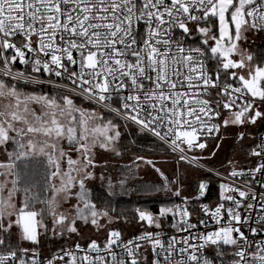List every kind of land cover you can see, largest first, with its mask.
<instances>
[{
	"label": "snow or ice",
	"instance_id": "obj_1",
	"mask_svg": "<svg viewBox=\"0 0 264 264\" xmlns=\"http://www.w3.org/2000/svg\"><path fill=\"white\" fill-rule=\"evenodd\" d=\"M249 33H264V0H0V151L6 157L0 160V264H215L226 255L229 264H264V240L254 243L243 230L264 233V181L257 178L264 176V138L250 152L259 163L247 173H229L249 182L220 184L221 201L231 206L202 205L219 226L215 230L192 231L197 223L185 197L158 213L136 208V220L146 227L126 239L108 227L118 217L98 209L86 186L94 178L90 169L98 166L96 149L121 155L120 125L96 108L78 106L72 96L24 91L20 82L45 81L13 71L19 62L33 73L66 78L73 88L53 86L183 154L185 146H207L200 136L219 132L221 124L212 121L221 110L228 113L225 127L264 120V61L251 64L253 56L241 48ZM194 37L199 44L189 45ZM37 165L44 172L42 186L31 181ZM206 189L199 183V196ZM257 204V219L250 223L245 213ZM78 222L104 230L105 239L73 241L42 260L41 237H82Z\"/></svg>",
	"mask_w": 264,
	"mask_h": 264
},
{
	"label": "trees",
	"instance_id": "obj_2",
	"mask_svg": "<svg viewBox=\"0 0 264 264\" xmlns=\"http://www.w3.org/2000/svg\"><path fill=\"white\" fill-rule=\"evenodd\" d=\"M252 54L255 63H261V61H264L263 46H254L252 49ZM210 67H214V64H210ZM19 87L27 92L40 91L42 93H47L49 95H57L58 93L59 95H61L62 93H64L62 91L52 90L45 87H39L31 84H24L23 82L19 83ZM220 121H222V111H221ZM258 125H259V129H258L259 132L261 128H263V125L260 122L258 123ZM221 130H222V126L220 127L219 135L208 141L213 140L214 142H216L217 145L224 142L223 138H226V141L228 139L233 138L229 136L222 137L224 135L221 134ZM120 131H121V137L119 140L118 147L121 152V155L117 156L114 153H112L109 159L108 158L104 160L100 159V161L96 160L98 166L95 169H90L91 171L94 172V178L86 181V186L90 191V198L96 204L97 208L101 210H108L111 216L118 217V219H116V222L118 224V229H121V232L123 233V236L125 238H131L140 234L143 231V229L140 230L137 229L138 227H140V223L136 220L135 209L136 208L147 209L153 213H158V210L161 207H165V206L171 207L175 205L173 191L178 185H180L176 178L177 169L179 168L178 165L179 163H185L187 165L190 164L176 157L162 144H160L158 141H156L155 139H153L152 137H150L149 135L143 132H140L132 127L130 128L124 127L123 124L120 127ZM239 137L240 136H234L231 142H235L237 139L239 140ZM255 142L254 144L246 148V152H247L246 158L249 157L250 159L248 161L249 165L253 163V156L250 155V152L251 149L254 147ZM222 146L223 143L221 144V146H219V148ZM201 151L202 149H197L195 154L206 164L210 165L213 168L220 169L223 171H227L231 169V168L229 169L217 168L215 162L209 164L208 159L204 158L203 156L201 157L199 155ZM217 152L221 153V151H217ZM137 157H143L144 160H137ZM5 158L6 157L3 154V152L0 151V160H4ZM166 158H173L172 160L175 161L177 164L175 163V165L174 164L170 165L169 168L166 167L168 171L163 172V176L161 175L162 172L159 171L157 173L155 180L148 181L142 177L141 173L138 170L139 164L145 163V160H151L153 164H149V165L158 168L157 166L164 163ZM197 172L201 174V178H199L198 180L195 179V182L193 183V192L198 187L200 181L204 178L203 176L204 174L202 171L197 169ZM30 176L32 182L36 183L38 186L43 185L44 172L43 169H41L38 165L30 170ZM164 177H167L168 181L171 182L168 184V188L171 189L170 191L165 190L166 181ZM212 184H213L212 191H214V193L216 194L215 183L212 182ZM33 190L36 191L38 189H33ZM41 195L43 196L45 194L41 192ZM36 207L37 208L42 207V205L37 204ZM143 226L146 227V225ZM124 229L126 230L128 229V231L124 232ZM168 229H170L168 227V223H165L164 230H168ZM125 233L127 235H125ZM104 238L105 236L102 238H93V239H104Z\"/></svg>",
	"mask_w": 264,
	"mask_h": 264
},
{
	"label": "rangeland",
	"instance_id": "obj_3",
	"mask_svg": "<svg viewBox=\"0 0 264 264\" xmlns=\"http://www.w3.org/2000/svg\"><path fill=\"white\" fill-rule=\"evenodd\" d=\"M249 39L247 41H242L241 42V48L243 50H246V52L248 54H252V49L254 46H263L264 47V36L262 34H257V33H249L248 34ZM196 44H199V40L196 39ZM233 59H239L238 56H233ZM251 64L255 65L257 63H255V60L253 58V61L251 62ZM263 66V65H261ZM235 71L238 72H242L243 74L247 75V69H237ZM37 93H41L40 91ZM61 95H69L72 96L75 103L83 108L86 109H92V108H96L95 106L91 105L90 103H87L86 101H84L81 98L75 97L73 95L67 94V93H62ZM96 110L98 112H102L99 109L96 108ZM235 110V109H234ZM264 110V109H262ZM224 114L227 116L228 113L227 111L223 110ZM103 113V112H102ZM105 119H111L113 121V123L120 125V127L123 126L124 127H132L129 124H125L123 123L121 120L112 117L110 115H107L104 113ZM262 123V120H258L256 124H251V123H245L242 125H228L227 127H225L223 133L225 134V137L229 136V137H234L238 134L241 133H246L245 138L242 142H240L238 139L235 142H231L232 139H228L226 141V138H223V146L219 148V146H221V144H217L216 142H214L213 140L211 141H201L199 140V142H204L206 143V147L204 149H202V151L199 153V155L206 159L209 160V164L212 162H215L216 167L217 168H240V167H244L246 165H249L248 161L250 160L249 157L246 158L247 152H246V148L249 147L250 145L254 144L255 139L257 137V132L259 129V125L258 123ZM134 128V127H132ZM136 129V128H134ZM137 130V129H136ZM223 135V134H222ZM224 137V136H223ZM217 146V149H216ZM200 149V148H199ZM222 149V150H220ZM217 151H221L217 152ZM241 152V153H240ZM243 152V153H242ZM246 152V153H245ZM213 153H215L213 155ZM112 155V152H108V151H104L102 149H96V155H95V160H99L100 159H106V158H110ZM73 158H76V155L73 154ZM173 158H166L165 162L162 163L161 165H158L157 167L160 169V171L166 172L168 171L166 169L170 167V165H175V161L172 160ZM207 160V161H208ZM231 161V163H229ZM251 162V161H250ZM177 164V163H176ZM251 164V163H250ZM178 169H177V180L178 183L180 185H178L174 190L178 189L180 190L183 194L185 195H189L193 192V183L195 182V179L198 180L199 178H201V174L199 172H197V169H195L193 166L191 165H187L185 163H179L178 165ZM157 168H155L152 165L146 164V163H141L138 166V170L141 173L142 177L146 180H155L156 176H157ZM163 170V171H162ZM197 176V178H196ZM197 184V182H196ZM76 201L73 200L71 201V203H75ZM65 207H67V205H65ZM40 208V207H38ZM103 222V221H102ZM47 223L49 224V227H51V220L50 218L47 219ZM79 223V227L80 230L82 232V237H78L75 236V234H73V237L71 240L67 239V238H59V237H55L53 238L51 233H48V235L46 237L42 236L41 240L42 243L39 246V251L42 255L44 254H48L51 253L57 249H60L62 247H65L67 245L73 244V241H79V242H85L87 240L93 239V238H102L106 235L104 230H100L97 231L96 229L92 228L90 225H85L82 222H78ZM140 223V222H139ZM108 227L110 228H117L118 229V224L116 222V220L114 221L113 224L109 225ZM145 226H142V224L140 223V227H138L137 229H143L144 230ZM130 229V228H128ZM128 229H124V232H127ZM121 230V229H119ZM123 234V233H122ZM125 235H127L125 233ZM15 237H13V242H15ZM24 246L26 247H31V245L28 244V242H24Z\"/></svg>",
	"mask_w": 264,
	"mask_h": 264
},
{
	"label": "built area",
	"instance_id": "obj_4",
	"mask_svg": "<svg viewBox=\"0 0 264 264\" xmlns=\"http://www.w3.org/2000/svg\"><path fill=\"white\" fill-rule=\"evenodd\" d=\"M258 34H264V33H258ZM198 35V34H197ZM196 39L197 38H191L187 40V43L189 45H198L196 44ZM13 71H23L26 75H32V76H38L39 79L45 81V83L42 84H31V85H35V86H39V87H45L48 89H52V90H58V91H62L64 93L73 95V93L67 91V89H62V88H55L53 85H67L68 88H73L74 85L71 84V82L66 79V78H60V77H56L54 75L49 76L46 73H33L31 70V65H23L20 64L19 62H17L14 66H13ZM51 80L53 83H47V81ZM75 97L81 98L84 101H86L87 103H90L89 101H87L86 99L80 97V96H76L73 95ZM91 105L95 106L97 109H99L100 111H102L103 113L110 115L112 117H115L123 122H125L124 120H122L120 117L116 116L113 113H108L105 112L102 108H99L97 105L90 103ZM115 106V105H114ZM221 117V116H220ZM220 117L215 118L212 123H217L220 124ZM126 123V122H125ZM127 124L131 125L132 127L136 128L138 131H140L139 127L135 124H132L130 122H128ZM262 125L263 128H261V130L258 132L257 137H256V142L254 147H256V145H258L261 142V139L264 138V120H262ZM141 132V131H140ZM147 135H149L150 137H152L153 139H155L156 141H158L160 144H162L165 148H167L171 153H173L176 157H178L179 159H181V155H184L187 157V159H181L182 161L192 165L193 167H195L196 169L200 170L203 172V176L204 178L200 181L203 183L207 184V189L206 192L203 196H199L198 193V187L194 190V192H192L189 195H184L181 191V195L179 197L173 195L174 199H175V204H182L183 203V198H188V204L187 207L189 209V211L192 213V217H191V222L192 223H197V228L192 230L194 233H206V232H210L215 230L217 227H219L214 220L210 219L208 215H206L203 211H202V205H207L209 207L210 210H214L215 207L220 204V203H224L225 207H229L231 206V202L230 201H221L220 198V184L221 183H228V184H232L233 186H242L245 182H249V178L247 176H243V177H237V178H231L229 176V173L231 172V169L227 170V171H223L220 169H216L211 167L210 165L206 164L203 160H201L199 157H197V155L195 154V152L197 151V149H199L198 147L193 148L191 150H188L187 147L185 146V152L182 154L179 151H173L170 143H165L161 140H159L157 137L151 135L150 133L147 132H143ZM220 133V130L218 133H213L211 135L208 134H204L200 136V140L201 141H208L210 139H213L215 137H217ZM253 147V148H254ZM195 157L196 159L193 160L192 158ZM259 163V158L258 157H253V163L251 165L248 166H244V167H240V168H235L237 171H244L245 173H247V171L251 168H254L257 164ZM257 178L259 180L264 181V176H261L260 174H257ZM213 180V181H212ZM212 182L215 183V189H216V194L214 193V191H212ZM256 190L259 191V185L257 184L256 186ZM177 190V189H176ZM175 191V190H174ZM173 191V192H174ZM253 203H256L255 201H253ZM259 212V205L257 204L256 209L251 210L247 213H245L246 216L251 217L252 219L250 220V223L254 222L257 219V214ZM200 220H205L207 222V225H201L198 222ZM253 226H256L255 223H253ZM246 234L249 235V237L251 239H253L254 243H258L261 240H264V233L260 234V235H256V236H252V234L250 232L247 231V227H245ZM165 232H167L169 235L172 234L173 230L168 229V230H164ZM179 235H186L185 233H180ZM132 238V237H131ZM105 239V238H104ZM104 239H97L98 241H103ZM128 239V238H126ZM82 245H85L86 242H80ZM73 244H70L68 246H65L63 248H69L72 247ZM61 249V248H60ZM60 249L55 250L51 253L48 254H41V259L46 261L47 259H50L54 254H56ZM0 251H3V249H0ZM209 257L211 258V256L213 255L212 249L210 248L208 250ZM67 259V257H66ZM229 256H224L222 259L221 258H217L215 264H229ZM57 264H62V262H57Z\"/></svg>",
	"mask_w": 264,
	"mask_h": 264
},
{
	"label": "crops",
	"instance_id": "obj_5",
	"mask_svg": "<svg viewBox=\"0 0 264 264\" xmlns=\"http://www.w3.org/2000/svg\"><path fill=\"white\" fill-rule=\"evenodd\" d=\"M262 35H263V34H262ZM263 36H264V35H263ZM263 66H264V64H263ZM221 111H222V121H223V119L226 118L227 116L223 113V110H221ZM222 121H221V126H222L221 134H223L224 137H225V134L223 133V131H224V129H225V126H223ZM222 137H223V136H222ZM222 137H221V138H222ZM255 141H256V139H255Z\"/></svg>",
	"mask_w": 264,
	"mask_h": 264
},
{
	"label": "flooded vegetation",
	"instance_id": "obj_6",
	"mask_svg": "<svg viewBox=\"0 0 264 264\" xmlns=\"http://www.w3.org/2000/svg\"><path fill=\"white\" fill-rule=\"evenodd\" d=\"M245 135H246V133H244V137H245ZM236 136H240V134H238V135H236ZM233 138H234V137H233ZM233 138H232V139H233ZM243 139H244V138H243ZM243 139H240V138H239L240 141H242Z\"/></svg>",
	"mask_w": 264,
	"mask_h": 264
}]
</instances>
